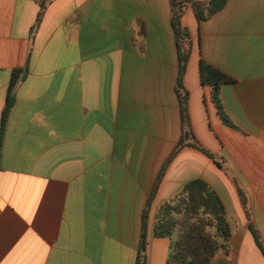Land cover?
Instances as JSON below:
<instances>
[{"label": "crops", "instance_id": "crops-1", "mask_svg": "<svg viewBox=\"0 0 264 264\" xmlns=\"http://www.w3.org/2000/svg\"><path fill=\"white\" fill-rule=\"evenodd\" d=\"M41 2L0 0V124L13 71L29 67L0 151V264H136L150 193L182 137L170 0H51L35 31ZM192 8L189 115L222 166L190 146L173 158L147 219L148 264H174L155 215L200 179L231 231L210 264H264V0H226L201 22ZM200 61L232 78L231 126Z\"/></svg>", "mask_w": 264, "mask_h": 264}, {"label": "trees", "instance_id": "trees-1", "mask_svg": "<svg viewBox=\"0 0 264 264\" xmlns=\"http://www.w3.org/2000/svg\"><path fill=\"white\" fill-rule=\"evenodd\" d=\"M51 0H42L37 16L35 31L41 23L47 5ZM172 7L171 22L175 32L178 48L179 75L176 83V93L180 101L182 116V137L170 157L159 170L150 198L144 210L143 232L136 264H148L147 229L149 212L158 192L160 183L167 171V166L173 158L186 146L199 149L216 164L222 166L221 161L198 141L193 130L190 111V94L185 86V74L188 61L193 50V40L190 30L182 25L185 8L191 5L199 22L205 21L222 9L226 0H170ZM201 80L212 89V99L218 113L225 124L233 125L225 114L221 101V88L230 83L232 78L215 68L200 61ZM28 65L15 69L9 86V95L3 110L0 124V151L4 140L6 119L9 110L15 101V91L28 73ZM240 190V195L245 203V195ZM154 236L169 238L170 247L167 261L174 264H210L221 250L227 251L231 237L230 226L226 219L224 205L216 193L201 179L189 182L182 193L170 202L160 206L155 215ZM256 243L264 253L263 246L258 238Z\"/></svg>", "mask_w": 264, "mask_h": 264}, {"label": "rangeland", "instance_id": "rangeland-1", "mask_svg": "<svg viewBox=\"0 0 264 264\" xmlns=\"http://www.w3.org/2000/svg\"><path fill=\"white\" fill-rule=\"evenodd\" d=\"M199 133H200V132H199ZM200 136H201V134H200ZM201 138L204 139L203 137H201ZM204 147L206 148L207 151L210 152L209 148H207L206 146H204Z\"/></svg>", "mask_w": 264, "mask_h": 264}, {"label": "built area", "instance_id": "built-area-1", "mask_svg": "<svg viewBox=\"0 0 264 264\" xmlns=\"http://www.w3.org/2000/svg\"><path fill=\"white\" fill-rule=\"evenodd\" d=\"M0 215H1V210H0Z\"/></svg>", "mask_w": 264, "mask_h": 264}]
</instances>
